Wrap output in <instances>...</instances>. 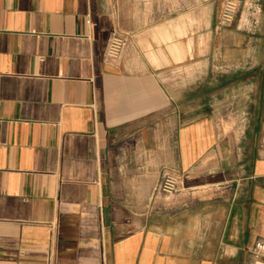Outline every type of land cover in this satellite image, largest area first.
Segmentation results:
<instances>
[{
  "label": "crops",
  "instance_id": "obj_1",
  "mask_svg": "<svg viewBox=\"0 0 264 264\" xmlns=\"http://www.w3.org/2000/svg\"><path fill=\"white\" fill-rule=\"evenodd\" d=\"M222 1L0 0V264H264V0Z\"/></svg>",
  "mask_w": 264,
  "mask_h": 264
},
{
  "label": "built area",
  "instance_id": "obj_2",
  "mask_svg": "<svg viewBox=\"0 0 264 264\" xmlns=\"http://www.w3.org/2000/svg\"><path fill=\"white\" fill-rule=\"evenodd\" d=\"M239 9L238 0H223L217 15V24L226 26L233 23ZM125 38L113 35L109 41L106 57L108 59H117L125 45ZM183 175L181 173H167L159 182L157 189L164 193H176L181 189ZM254 254L264 258V241L259 240L254 243Z\"/></svg>",
  "mask_w": 264,
  "mask_h": 264
}]
</instances>
